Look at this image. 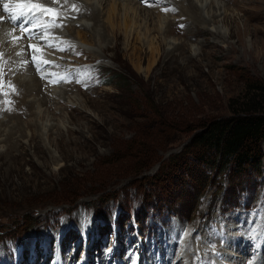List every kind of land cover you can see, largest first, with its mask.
Wrapping results in <instances>:
<instances>
[{"label": "rangeland", "instance_id": "obj_1", "mask_svg": "<svg viewBox=\"0 0 264 264\" xmlns=\"http://www.w3.org/2000/svg\"><path fill=\"white\" fill-rule=\"evenodd\" d=\"M251 1L224 4L225 21L214 26L229 37L224 42L215 41L207 32L192 38L185 23L175 19L173 32L165 38H178L185 44L173 54L157 25L148 27L145 42L142 27L136 30L140 39L131 48L123 31H118L119 41L108 35L96 47L78 44L76 33L68 37L85 53H77L76 48L68 56L59 53L60 62L52 70L69 77L68 83H55L57 87L69 85L66 102L43 107L38 121L57 130L46 127L44 146L39 129L24 116L20 124L24 126L17 129H24L29 140L18 145L12 142L10 152L4 148L0 156V264H52L55 250L61 253L62 264H82L88 253L90 260L85 264H178L175 254L188 230H197L188 243L219 236L222 247L224 231L217 229H227L239 219L242 227L249 229L256 223L258 232L264 231V159L260 175L238 182L242 192L243 186L256 179L262 185L259 203L247 210L230 208L235 211L229 213L219 201L234 182L230 174L225 179L222 171L199 189L186 170L179 171L172 164L173 156L200 129L199 123L227 116L228 103L243 95L248 82L264 87V15L244 20L243 8H252ZM150 41L153 46L160 44L153 58ZM60 63L66 64L63 70ZM1 70L3 77L6 73ZM116 74L121 80L109 78ZM14 106L22 115L18 103ZM155 114L160 129L141 131L150 126ZM183 121L195 126L193 132L177 131L174 125L184 127ZM161 138L164 144L159 143ZM261 150L264 155V142ZM113 152L121 154V160L105 165ZM138 153L151 156L152 161L137 171L133 166ZM172 232L178 241L174 254L162 261ZM20 234L22 245L8 240ZM244 243L247 251L253 245L248 239ZM28 247L30 251L25 252ZM194 252L195 264H205L202 255Z\"/></svg>", "mask_w": 264, "mask_h": 264}, {"label": "bare ground", "instance_id": "obj_2", "mask_svg": "<svg viewBox=\"0 0 264 264\" xmlns=\"http://www.w3.org/2000/svg\"><path fill=\"white\" fill-rule=\"evenodd\" d=\"M218 1L67 0L65 3V0H60L59 3H53V0H38L39 3L50 6L52 9L62 14L58 17L57 23L62 24L63 27L50 29V36L44 39H40L39 36H37V38L25 36L23 39H20L18 43H14L13 36L9 35V33H13L15 29L14 35L19 36L20 30L17 24L13 23L9 12L4 11L3 5L7 3L11 9L15 7L18 0H0V70L4 69L3 71L6 73L3 77H0V86L5 83V86H3L4 88L1 87L2 89H0V112H4L0 117V156L3 154L4 148L6 152H10L12 142L18 145L29 140V136L24 132V129H17V126H24L20 125L24 123L22 120L24 116L29 119V122H33L35 127L39 129L38 137L41 139L44 146H46V139L44 138L46 127L50 126L51 130H57L54 125L40 124V122H38L43 107H55L63 101L66 102L65 96L67 92L65 88L69 86L57 87L55 85L56 87H52L49 85L51 80L58 78L49 75L50 73H56L62 76H64V74L52 69L46 70L47 66H54L57 62H60L57 60V57L62 56L58 54L54 58L50 50L58 49L55 47H47L46 41L51 40L54 44L66 41L69 47L65 51L72 49L73 52L76 48L78 51L76 52L83 55V53H85L84 51L79 52L80 45H90L91 47H96L97 45L101 46L108 35H111L112 39L117 42L121 38V36L118 35V31H123L122 33L126 38V46L131 48L132 42L140 39V33H137L136 30L142 27L141 29L144 30L143 41L145 42L144 34L147 33L148 27L150 28L151 25L153 27L157 25L155 28H158L159 31H163L162 35L165 38L168 34L173 32V22L175 19H178V24L185 23V31L189 36H192V38L198 34L204 35V33L207 32L215 41L224 42L228 37L225 31H222L218 26H214L221 21H225L226 11L224 7L232 0H220L223 4ZM252 2V8H243L245 14L244 20L246 22H251L258 17L262 18V15H264V0H253L251 3ZM141 4H146V6H141ZM73 6H75V10H73ZM252 10L257 12V14L252 13ZM182 17L183 19L181 21L180 18ZM48 18L50 17H46V19ZM155 19H157V21H155ZM138 20L140 23H138ZM77 24L78 26H76ZM42 31L43 30L40 28L36 29L37 33ZM72 33H76L79 40L78 44L80 45H78L77 42L75 43L74 41L68 40V37L73 38ZM185 39H187V37ZM164 41L170 51L169 54H173L180 46L185 44L184 40L181 41L178 38H165ZM151 42L152 41H150V44H152ZM205 44L209 43L205 42ZM29 45H35L36 48L40 49V53H37L38 60L48 61V63L42 67V71L45 74L44 78H41V73L37 71V67L32 60L35 48H30ZM71 45H74V48L71 47ZM60 46L63 47L64 45L61 44ZM148 46L150 52H152L151 57L153 58L154 52H158L160 44L158 43V45L153 46V44L149 45L148 43ZM102 49H104V47L100 48V50ZM85 55L86 54H84V56ZM140 56L142 57V51H140L138 57L140 58ZM64 57H66V55H64ZM140 60H142V58H140ZM25 61L27 63H24ZM42 87H44V89ZM13 88L15 91H13ZM42 89L44 92H42ZM15 103H18L19 109L23 112L22 115L16 113ZM29 124L30 123L27 125ZM49 153L51 152L49 151ZM50 156L53 157L52 154H50ZM52 160L58 165V160ZM237 219L239 218H236V220ZM241 223L239 219L227 225V229H224L222 226L217 229V231H224L223 235L225 236H222V238L225 243L223 247L221 246V239L217 241V239L220 238L219 236L217 238L211 236L203 237L198 242L192 239L191 243H188L190 234L197 231L195 229L191 231L188 230L183 243L180 245V248L183 247V249L180 250L179 248V250L176 251L174 258L175 260L178 259L176 263L195 264L196 259L193 257V254L195 253L194 251H198V253L202 255L205 264L207 261L213 264H264V236L261 233H264V231L258 232L260 224L258 225L259 229L256 228V223L252 228L247 229L242 227ZM245 235L249 244L251 241L253 243V245L250 244L251 246L248 251L244 243V241L247 243ZM171 237L173 241L171 240L168 249L162 252V261H166V259L169 260L174 254L173 246H175L178 241L175 240L174 232L171 233ZM209 244L211 246L213 244L214 247L212 248L216 251V256L212 254L211 248L208 247ZM209 252L211 255L207 254ZM88 254H86V260L84 259L85 261H82V264L90 260L89 256L87 257ZM55 264H58V261L55 262ZM197 264H202V261Z\"/></svg>", "mask_w": 264, "mask_h": 264}, {"label": "trees", "instance_id": "obj_3", "mask_svg": "<svg viewBox=\"0 0 264 264\" xmlns=\"http://www.w3.org/2000/svg\"><path fill=\"white\" fill-rule=\"evenodd\" d=\"M109 78L121 80L118 74ZM243 92L241 97L228 103L229 114L227 116L199 123L200 129L191 135L181 151L173 156L172 161L173 165H178L179 171L186 170L187 177L191 182L196 183L199 189L206 186L209 180L222 171L226 172L223 175L225 179L230 174L231 181H236L237 184L230 182V188L224 191V195L219 201L221 208H225L226 212L239 205L242 194L256 191L258 184L256 179H252L249 184L243 186L242 192L238 190L240 185L238 182L242 177L253 175L256 178L260 175L264 159L261 150L264 142V87L251 81L248 82ZM146 107L145 105V109ZM152 116L149 122L150 126L147 125L143 129L138 126L136 129H141V131L144 129L159 130V125L162 126V124L157 123V114ZM143 117L146 118L148 115ZM182 124L184 127L174 125L178 128L177 131L193 132L195 126L190 125V121H183ZM164 142L162 138L159 140L160 144H164ZM119 160H121V154L113 152L104 160V163L105 165L108 163L114 165ZM150 161H152L151 156L138 153L133 168L136 169ZM142 168L139 167L137 171ZM208 171L209 174L206 173ZM21 234L8 237V239L19 241Z\"/></svg>", "mask_w": 264, "mask_h": 264}, {"label": "snow or ice", "instance_id": "obj_4", "mask_svg": "<svg viewBox=\"0 0 264 264\" xmlns=\"http://www.w3.org/2000/svg\"><path fill=\"white\" fill-rule=\"evenodd\" d=\"M60 0H53V3H59ZM67 0H65V3ZM4 11L9 12L13 23L17 24L20 35L15 36L13 33H9V35L13 36V42L18 43L20 39H23L25 36L29 38H37L39 36L40 39H44L47 36H50V29L62 27L63 25L57 23V19L61 13L52 9L50 6H46L38 2V0H18L15 4L14 8H9V5L5 3L3 5ZM73 10H75V6H73ZM46 17H50L46 19ZM40 28L43 31L40 33L36 32V29ZM55 39V38H53ZM64 46L61 47L60 45ZM47 47H55L60 51H65L69 45L66 41H62L60 43L54 44L51 40L46 41ZM30 48H35V52L33 53V63L37 67V71L41 73V78L45 77V74L42 71L43 65L47 64V60H38L37 53H40V49L36 48L35 45H29ZM74 48V45H71ZM25 63H27L25 61ZM49 75L58 77L57 79H53L50 83H59L62 80L67 82V77L62 76L56 73H50ZM13 91L15 89L13 88Z\"/></svg>", "mask_w": 264, "mask_h": 264}]
</instances>
